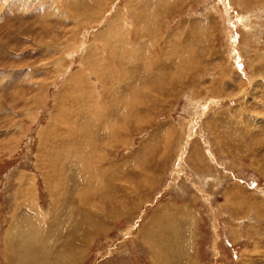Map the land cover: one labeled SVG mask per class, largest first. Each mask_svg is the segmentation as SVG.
Instances as JSON below:
<instances>
[{
	"label": "rangeland",
	"instance_id": "1",
	"mask_svg": "<svg viewBox=\"0 0 264 264\" xmlns=\"http://www.w3.org/2000/svg\"><path fill=\"white\" fill-rule=\"evenodd\" d=\"M115 47L119 61L112 64L121 70L106 86L113 81L112 91L134 99L147 92L139 107L149 115L129 119L113 138L120 141L103 148L120 166L103 176V189L113 194L103 205L108 213L131 207L135 197L134 205L79 244L85 250L72 264H264V0H0V264L49 251L55 234L48 230L37 254L13 249L17 257L9 252L4 260L13 195L26 179L47 226L50 216L64 215L53 208L38 167L46 134L60 122L52 116L55 98L70 75L87 72L86 64L103 71L101 59ZM95 76L88 77L96 90L90 99L103 97L108 107ZM151 92L159 96L156 106ZM112 101L115 126L123 120L118 106L129 108L117 96ZM166 135L169 146L160 154ZM147 160L153 185L129 195L124 178ZM92 185L90 192L100 187ZM175 235L193 238L181 244L188 254L178 261L179 245L171 253L162 245Z\"/></svg>",
	"mask_w": 264,
	"mask_h": 264
},
{
	"label": "bare ground",
	"instance_id": "2",
	"mask_svg": "<svg viewBox=\"0 0 264 264\" xmlns=\"http://www.w3.org/2000/svg\"><path fill=\"white\" fill-rule=\"evenodd\" d=\"M229 5L230 4H228V6ZM238 19L240 20L241 23H243V20L244 21L247 20V18L244 16H241ZM108 38L106 39L109 42V40H111L112 37L109 36ZM103 45L106 46L107 44L105 43ZM112 50L113 52L108 53L109 55L108 57H110L109 60L111 61V63L109 62V60L107 61V59H104L105 57L103 58L104 60L101 59L103 61V66H104L103 71H101L102 69H98L96 65L86 64L87 72L85 73L82 70V71H77L76 73L70 75L67 78L66 82L64 83L63 88L61 89V91H59V93L56 95L55 98V104H54L55 109H53L52 116L60 122L55 127H52L50 132H48L47 134L45 133L47 138L45 141H43L42 145L44 144L45 145L44 148L46 149L48 148V149L46 152L40 154L41 157L39 160L40 162L38 161L39 162L38 167L41 171V176L43 177L44 182L47 186L48 196H50L49 198L52 200L51 204L53 208L55 207L56 210H59L58 211L59 215L62 213H64V215H60L56 219H55V214L50 216L51 221L47 226L45 220L46 218L42 213V210L37 202L35 189L33 188L30 181L20 178V180H18L19 185H23L24 187L16 188V191L14 192L13 197L14 200L16 201H14V208H15V210L13 211L14 213L12 212L13 218L8 228L4 232L2 238L3 239L2 243L4 247L3 254L5 255L4 260L6 262L9 261V257H10L9 252L11 256H14V258L17 257L13 252H11L13 251V249H16L15 251L18 253V255L20 254L27 255L28 253L37 254L40 248H44L42 247V245L44 246V242L42 238L48 235V232L51 231L55 234V237L52 236L51 238L52 240L49 242V247H48L49 251H47L46 249L47 246H45L46 251L45 250L44 251L46 253L43 252L42 254H40V257H37L35 259L24 258V260L21 261V263L18 260L17 264L75 263L77 262L75 260H77V258L80 257V255H82L81 252L85 250L84 247L79 246V244L82 245L84 241L94 231L97 232L99 231V229H102L103 226H105V223L108 220L109 216L115 215L117 217L118 214L125 211V208L128 209L133 208L134 205L133 199L135 197H133V199L131 198V201L126 200L127 198L123 199L125 202L127 201L131 202V207L129 205L118 206L112 212L107 213L105 204L103 205V201L105 200V197L107 198L108 196L109 201L112 202L111 196H113V194L111 193L110 196L106 194L105 189H103V176L104 177L111 176V173H113L111 172V170L115 168L118 169V167H120L117 164L118 162L116 163V165L113 166L112 163L115 162L109 160L110 157H108V155L103 151V148L105 146H108L109 144H114L120 141L118 139L116 140L113 138L116 137L118 138L122 134L120 129L124 125H128L129 119L133 117H137V118L143 117L144 120L149 115L148 113L149 111L148 112L143 111L146 108H143L141 106L139 107V104L144 101L145 95L147 94V92H145L144 90H142V92L138 94L140 95L139 98L136 97L137 99H134L133 98L134 93L130 94L131 93L130 92L126 97H122L124 93L121 94L120 92V94L117 95L116 94L117 92L112 91L113 89L110 88L112 87L113 81L110 83V87L107 88L106 86L107 82H105V80L106 79L112 80V78H114L115 76L116 77L119 76L118 73L121 70L119 66H117L118 64L117 65L112 64V62L119 61V59L117 61V58L119 57L118 54L119 52L116 53V47L113 48ZM125 54L126 55L130 54L129 56L133 55L134 57V54H132V52L126 51ZM130 58L132 57H129V59ZM142 70L147 72L148 68L144 67L142 68ZM92 73L96 74L95 77L99 81L98 84L102 86V89H105L104 90L105 94L107 93V95H105L104 98L107 97L106 104H108L107 105L108 107L103 108V97L101 100H99L96 96H94L96 98L94 102L92 99H90V94H92L91 97L93 98L94 95L93 92L96 91L94 90L95 89L94 84L89 80L90 78H88ZM157 85L160 86V83H158ZM95 93L97 94V92ZM152 93L153 92L150 93L149 104L156 106V103L160 101L157 100L158 99L157 97L159 96H157L156 93L155 94ZM113 95L115 97L117 96L122 102L123 106L129 108V112H130L129 115L128 111H126L124 108L120 109V106H118L119 113L121 114V116H123V120H119V122L115 126L113 124V121L109 120L113 116L111 112L113 106V101H112ZM136 103L138 105H133ZM100 127H102V129ZM101 130H103L102 134H100ZM125 130L128 131V128ZM103 135H105V137L108 136V139L111 141L107 139L104 140L103 142L104 139ZM169 142H170L169 135L168 136L166 135L164 141L162 142L164 143L163 144L164 151L163 153L160 152V154H165L167 152ZM47 145H49V147ZM130 156L132 157V155ZM146 156L145 158H147ZM147 161L149 163L143 162V167L142 165L138 167L133 166L130 169L131 171L129 172V177L126 176L128 178L126 177L124 178L125 180L123 181L125 182L128 181L131 184L130 189L128 191L129 195L133 196V193H130V190H134L135 188H140V187L142 189L143 188L149 189L153 185L155 181L154 180L155 177L153 173L149 171L151 170L149 169L150 168L149 165L151 164L149 160ZM72 165L74 166L73 169H75L73 173L71 170ZM77 181L79 184L77 183ZM92 184L94 185L97 184L100 187L95 192L94 191L90 192L91 188H93ZM67 188L68 190L69 189L71 190L68 193L65 192ZM112 188L113 187H111V191ZM91 195L97 196L98 199L93 198ZM68 205H72V206L70 207ZM53 208H52V212H55ZM169 208H173V206ZM179 210L182 213L181 214L177 210L178 211L177 213H180V218L183 221L186 220L185 219L187 218L185 216L186 208L185 209L182 208ZM69 216H71L70 220L68 218ZM166 229L168 231V229L170 228L167 226ZM171 229L174 230L173 228ZM187 230L189 229L187 228ZM159 233L160 232H158V234ZM187 236H188L186 237L187 239L184 240L181 239L179 241H176L178 240V236L175 235L174 238L167 237L168 240L166 242L163 240L162 243L165 242L164 244H162L161 241L159 243H161L165 248V251L167 249L169 253L172 252L175 244L179 245L177 249L178 258L177 257L175 258V260L178 261L180 260L179 258L181 256L184 255L187 256L188 254L187 248L185 249L186 252L184 253L182 252L184 250L181 248L182 247L181 244L182 245L185 244V246H187L190 243L191 240L190 238L192 237H190L189 235ZM145 240L147 241L148 246L152 247L151 244H153V242L150 241V238L149 240L147 238ZM154 241H156V237ZM152 248L154 249V247ZM159 251H160L159 248H155L154 254L158 253ZM7 264H12V263L8 262Z\"/></svg>",
	"mask_w": 264,
	"mask_h": 264
}]
</instances>
